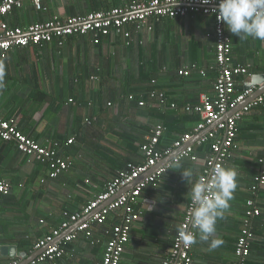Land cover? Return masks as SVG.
<instances>
[{"label":"crops","instance_id":"0c3cea01","mask_svg":"<svg viewBox=\"0 0 264 264\" xmlns=\"http://www.w3.org/2000/svg\"><path fill=\"white\" fill-rule=\"evenodd\" d=\"M149 1L96 0V5L109 10ZM43 6L46 11H37L26 1L23 9L13 11L6 21L11 27L23 28L53 16L68 17L65 1L43 0ZM150 22L152 31L133 32L129 47L119 37L101 39L98 45L89 37L67 38L61 45L54 41L40 47L13 49L0 58L5 72L0 86V118L13 120L23 135L43 147L57 143L58 155L69 164L66 171L50 179L45 165L21 154L13 142L0 140V181L11 186L8 196H0V246H14L26 258L33 256L38 251L34 249L38 239L58 228L66 219L64 213H79L104 192L106 184L127 164L144 162L141 145L156 125L166 129L157 146L159 151L172 148L184 135H191L188 142H194L210 129L194 134L198 120L188 123L183 107L197 104L201 95L214 97L216 71L210 69L215 66L213 16L189 14ZM225 32L232 45L231 65L250 66L249 74L235 78L236 94H245V98L228 113L231 115L252 102L261 88L246 86L253 77L264 75V42L251 37L239 40L226 27ZM185 67L193 68L188 76H179L178 71ZM200 70L206 71L205 77L199 75ZM152 90L165 95L164 104L149 99ZM139 101H144L145 106L140 108ZM172 104L176 107L171 108ZM86 120L91 124L87 125ZM70 139L73 143L66 145ZM196 142L192 144L196 162L180 161L181 168L173 165L155 186L141 192L134 205L139 219L131 227L120 264H163L191 199L180 171L193 170L192 182L198 181L209 153ZM236 144L237 150L224 167L237 173V188L230 207L216 224L215 238L223 243L210 249V242L200 241L197 235L191 250L193 264H231L234 260L246 202L253 198V177L264 172L262 106L241 117ZM132 187L133 184L121 189L91 215ZM256 201L261 213L252 222L250 252L243 264H264V187ZM121 216L122 210L111 212L102 226L92 227L91 238L81 234L66 244L59 264H101L108 232ZM77 225L67 228L58 240ZM13 259L21 262V258L0 255V264Z\"/></svg>","mask_w":264,"mask_h":264},{"label":"built area","instance_id":"2783aa9c","mask_svg":"<svg viewBox=\"0 0 264 264\" xmlns=\"http://www.w3.org/2000/svg\"><path fill=\"white\" fill-rule=\"evenodd\" d=\"M29 1L37 11H46L43 0H0V58L4 59L8 52L13 49H26L30 46L40 47L56 41L58 45L70 37H89L93 44L98 45L101 39L121 38L126 47L133 42V32H151L152 23L163 19H174L185 17L189 14H201L213 16L214 18V48L215 66L211 70L216 71L213 82L214 97L211 99L201 95L197 104H187L183 110L193 113L198 117V123L193 131L194 134L210 128L209 131L197 140V146L208 145V155L204 160L203 174L198 180L209 181V177L214 168L225 165L237 150V124L241 117L252 108L262 106L264 108V92L242 109L228 115L234 111L245 98V94H236L235 78L237 76L249 74L250 66L235 67L232 62V45L229 36L225 32V26L218 22L212 9L216 4H204L201 0H150L147 3H132L124 7L111 8L106 11H96L87 13L84 16L58 17L27 25L26 27H11L6 18L15 10L23 9L24 3ZM177 3L175 6H173ZM190 68H183L178 71L179 76H188ZM201 77L206 76V71L200 70ZM155 84L154 81L151 82ZM247 94V93H246ZM151 100H157L160 104L165 103V95L157 90L148 93ZM140 108L145 106L144 101H139ZM175 108L174 104L170 105ZM87 125L91 121L86 120ZM166 129L162 125H156L141 145L144 162L140 165L127 164L125 169L120 171L116 178L106 184L103 193L76 214L64 213L66 217L60 226L38 240L34 249L41 253L34 260L27 264H59L65 254V245L75 240L79 235L86 238L92 237V227L102 226L111 212L122 210L121 221L115 225L109 234L101 264H120L121 256L125 251L129 239L131 227L138 221L139 214L134 211V205L138 202L143 189L147 186H155L158 178L172 168L175 162L184 159L192 163L198 160L193 145H187L191 135H184L175 141L167 150L159 151L157 146L159 140ZM0 140L13 142L16 149L28 158L45 165L48 168V177L54 179L69 168V164L63 160L57 152V143L54 147H43L29 137L23 135L17 128L13 120L5 121L0 118ZM73 141L67 140L66 145H71ZM185 146V147H184ZM184 147V148H183ZM183 148L172 160L165 162L160 167L157 165L171 154L173 150ZM262 163V160L259 161ZM156 170L152 171L153 169ZM152 171V172H151ZM143 179H140L143 177ZM137 182L133 187L119 196L110 204L91 215L100 204L115 197L119 191ZM264 187V172H259L253 177L250 191L253 198L246 202L242 228L234 247V260L231 264H243L249 256L252 222L260 215L257 206L256 195ZM11 186L6 181H0V196H8ZM194 205L188 202L184 218L178 231L175 233L171 248L163 264H193L191 255L192 245H185L182 241L180 230L190 231L194 235L197 230L192 226V211ZM91 215V216H90ZM90 216V217H89ZM82 220V221H81ZM73 224H78L76 228L59 240L62 233ZM19 259H13L8 264H19Z\"/></svg>","mask_w":264,"mask_h":264},{"label":"clouds","instance_id":"9594fccd","mask_svg":"<svg viewBox=\"0 0 264 264\" xmlns=\"http://www.w3.org/2000/svg\"><path fill=\"white\" fill-rule=\"evenodd\" d=\"M201 2L216 4L217 0ZM211 11L216 15L217 21L222 22L239 40L251 37L264 42V0H218L217 7ZM4 75V69L0 67V86ZM174 167L181 168L182 165L177 161ZM180 172L190 189L188 193L194 205L191 222L197 230L194 235L181 229L182 241L185 245H193L197 243L198 235L200 241L210 242V249H215L223 243L215 238L217 220L230 207L229 202L237 188V173L231 168L220 166L212 170L208 182L201 179L193 183V170L185 169Z\"/></svg>","mask_w":264,"mask_h":264},{"label":"trees","instance_id":"16d2710c","mask_svg":"<svg viewBox=\"0 0 264 264\" xmlns=\"http://www.w3.org/2000/svg\"><path fill=\"white\" fill-rule=\"evenodd\" d=\"M62 1L63 2L65 1L64 11H65L66 16L68 17L84 16L86 15V13L108 10V8L103 9L102 6L99 5V3L98 5H96V0H91V2L90 0L89 2L88 0H62ZM82 1L84 3H82ZM70 38H78V37H70ZM184 116L187 117L186 120L188 123L198 120V117L193 113H187V114H184ZM202 148L204 149L206 148L208 152V148H209L208 145H203L201 147V150H203Z\"/></svg>","mask_w":264,"mask_h":264},{"label":"water","instance_id":"95a60500","mask_svg":"<svg viewBox=\"0 0 264 264\" xmlns=\"http://www.w3.org/2000/svg\"><path fill=\"white\" fill-rule=\"evenodd\" d=\"M254 85H260L261 88L256 92V95L254 97V99H256L257 97H259L263 92H264V75H260V76H255L252 78L251 83H249L246 87H248V89H250L252 86ZM209 130H207L208 132ZM207 132L200 134L199 137L197 136L198 139H200L202 136H204ZM195 138L194 142H196L198 139ZM197 139V140H196ZM194 142L188 143L187 145H192ZM185 147V146H184ZM183 147V148H184ZM182 148V149H183ZM181 149V150H182ZM179 150V151H181ZM179 152H177L178 154ZM177 154H172L169 158L164 159V163L168 162L170 160H172L173 157H175ZM163 163V164H164ZM158 168V167H157ZM157 168H155L154 170H156ZM152 170V171H154ZM137 182H134L133 185H135ZM41 251L38 250L33 256H31L30 258H26L24 253H17L16 252V248L14 246H0V255L2 257H9V258H21V262L19 264H27L29 262H31L32 260H34L38 255H40Z\"/></svg>","mask_w":264,"mask_h":264}]
</instances>
